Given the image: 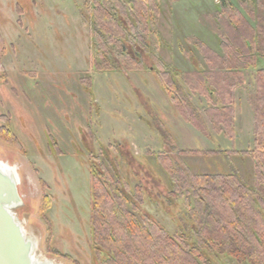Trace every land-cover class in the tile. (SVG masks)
Listing matches in <instances>:
<instances>
[{"label": "rangeland", "instance_id": "obj_1", "mask_svg": "<svg viewBox=\"0 0 264 264\" xmlns=\"http://www.w3.org/2000/svg\"><path fill=\"white\" fill-rule=\"evenodd\" d=\"M231 1L249 22L238 1ZM217 2L160 0L157 28L166 42L159 46L163 59L189 71L186 54L199 53L196 42L222 54L213 30ZM81 10L88 13L85 0H0V114L9 118L27 151L0 140V164L13 168L23 202L14 212L35 241L34 258L59 264H98L89 243V149L99 152L109 146L108 158L125 180L143 186L146 203L136 213H148L172 234L179 228L190 234L185 225L195 226L187 220L184 198L172 195L178 180L187 178L185 168L192 174L238 172L253 182L249 156L222 152L253 147V70L242 71L233 92V138L210 128L205 132L174 109L149 71L91 68L89 24ZM222 77L232 79L214 75ZM190 95L196 109L206 105L204 97ZM117 141L130 143L132 156H119L111 147ZM170 148L203 153L177 155ZM159 152L170 153V172L156 160ZM45 194L50 206L44 216L40 205ZM214 264L237 263L219 256Z\"/></svg>", "mask_w": 264, "mask_h": 264}, {"label": "trees", "instance_id": "obj_2", "mask_svg": "<svg viewBox=\"0 0 264 264\" xmlns=\"http://www.w3.org/2000/svg\"><path fill=\"white\" fill-rule=\"evenodd\" d=\"M237 1L252 23L231 0H218L213 30L220 37L222 54L196 42L199 53L186 54L182 49L192 67L183 71L158 54L159 46L166 43L157 29L160 0H85L88 13L81 10V15L89 24L91 68L101 72L151 67L174 109L205 132L210 128L233 138L234 89L244 69L255 75L253 147L222 151L249 156L253 182L247 183L238 172L192 174L185 168L188 179L178 180L172 195L184 198L187 220L195 223L185 225L192 234L182 228L172 234L148 213H136L140 203H146L143 186L130 185L115 161L90 152L89 243L98 264H214L219 256L237 264H264V0ZM222 74L232 79L214 78ZM190 93L205 98L201 110L195 108ZM0 140L27 154L4 114H0ZM119 154L127 157L125 151ZM155 157L171 171L166 154ZM49 206L45 194L40 205L44 216Z\"/></svg>", "mask_w": 264, "mask_h": 264}, {"label": "water", "instance_id": "obj_3", "mask_svg": "<svg viewBox=\"0 0 264 264\" xmlns=\"http://www.w3.org/2000/svg\"><path fill=\"white\" fill-rule=\"evenodd\" d=\"M22 203L13 171L0 164V264H59L34 258L35 241L26 236L14 212Z\"/></svg>", "mask_w": 264, "mask_h": 264}, {"label": "flooded vegetation", "instance_id": "obj_4", "mask_svg": "<svg viewBox=\"0 0 264 264\" xmlns=\"http://www.w3.org/2000/svg\"><path fill=\"white\" fill-rule=\"evenodd\" d=\"M158 29V28H157ZM159 31V30H158ZM158 54L160 55V52L158 51ZM161 56V55H160ZM163 59V58H162ZM164 61H166L165 59H163ZM167 62V61H166ZM169 63V62H168ZM176 66V65H175ZM178 68H179V66H177ZM192 68V67H191ZM180 69V68H179ZM181 70V69H180ZM120 72H128V70H124V69H122V70H119ZM129 71H133V72H136V71H138V70H129ZM147 71H149L150 73H151V75H153V72H152V70H151V67L147 70ZM154 76V75H153ZM154 78H155V76H154ZM156 79V78H155ZM178 79L180 80V78H179V76H178ZM169 100V99H168ZM48 139H49V137H48ZM52 140H53V138H52ZM51 140V141H52ZM85 143H86V145H87V141H86V139H85ZM88 146V145H87ZM114 146H116V149H117V151H119V152H117V154L119 155V156H121L119 153L120 152H123V151H125V152H127V154L129 153V155H131V153H132V148H131V145H130V143H126V142H124V141H121V142H119V141H117L115 144H113V146L111 145V147H114ZM128 147L129 149H131V151H126L123 147ZM126 147V148H127ZM116 149H113L114 151L116 150ZM172 151H173V153L176 151V154L177 155H179V154H181L180 153V150H182V149H176V148H170ZM108 150H109V146H107V147H101L100 148V151L99 152H96V151H94V149H89V152H88V156H87V162H88V172H89V154H90V152H94L95 154H99V155H103L102 157H106L107 159H109L108 158ZM116 152V151H115ZM163 153V152H162ZM166 154V153H165ZM167 155H170V153L169 154H167ZM132 156V155H131ZM127 158V157H126ZM124 160H125V158H124Z\"/></svg>", "mask_w": 264, "mask_h": 264}, {"label": "bare ground", "instance_id": "obj_5", "mask_svg": "<svg viewBox=\"0 0 264 264\" xmlns=\"http://www.w3.org/2000/svg\"><path fill=\"white\" fill-rule=\"evenodd\" d=\"M1 168H2L3 170L7 171V172L13 170L12 167H10V166H8V165H6V164H4V163H2Z\"/></svg>", "mask_w": 264, "mask_h": 264}]
</instances>
